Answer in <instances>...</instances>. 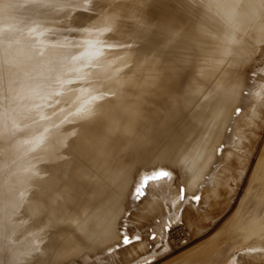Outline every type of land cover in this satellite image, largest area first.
<instances>
[{"label":"bare ground","instance_id":"obj_1","mask_svg":"<svg viewBox=\"0 0 264 264\" xmlns=\"http://www.w3.org/2000/svg\"><path fill=\"white\" fill-rule=\"evenodd\" d=\"M10 1L13 2L15 0ZM145 1L150 0H137L138 4L141 3L139 7L144 3L147 4ZM132 3L134 4V2ZM191 3H193V0H164L163 3L157 4V6L162 5V8L158 6L161 8L160 10H157L158 7L156 6H152L153 8L148 7V9L140 8L139 10L137 8L138 5L137 7H135L136 5H132L138 9L136 13H131L133 14L132 18L137 19L138 14H140L142 18L138 21H143L141 22L143 29H147L145 39L149 38L150 40L151 36L153 38V35L149 33L158 29L157 32L159 31L158 33H161V35L167 33L168 46L161 48L153 39L150 45L154 46L155 52L153 51L154 53L152 54L156 55L147 59L150 53L146 54L140 66L136 64L141 63V57L136 56L137 58L134 60L128 61L126 51H123L121 53L126 56V62H130L128 64L125 63L127 66L125 68H128L127 71H124V68H122L125 66L124 64L121 65L122 67H115L119 65L122 57L113 59L110 63H113L111 66L107 62L108 68L105 65L106 68L100 67V70H98V72L100 71L99 73L105 70L109 75L113 72L110 78H115L114 72L116 74L118 73L117 71H122L119 72L121 76H119V73L117 74L119 77L116 76L119 79L112 81L113 79L111 78L112 80L100 82L97 80L94 83H88L89 79L87 77L89 75L87 77L83 76V80H76L73 83H69V80L68 82L64 79L70 86L55 81L54 85L51 82L48 83V81L49 85L46 82L42 84L41 80L36 85V92L32 91L29 86L26 91L24 90L25 92L21 91L18 95L16 94L18 97H24L22 101L25 102L27 100V103L28 101L32 102L30 103L31 106L35 101L38 103L40 108L38 121H40L39 124H42V127H39L37 123L31 122L30 119L32 118L28 119L27 122L30 121L31 124H37L36 128L32 129L31 126H28L29 128L26 127L24 129L26 130V134L23 133L25 134L24 139H21L24 137L21 134L20 139L21 141L24 140L22 145L24 159L22 162L18 161L22 163L20 165L22 167H15L19 162L13 163V167L17 169L22 168L20 169L22 173H19L20 176L12 174L14 176L13 179L12 175H9L11 177V185L9 184L11 191L9 193V187L6 190L8 193H6L10 194L11 198L8 195L4 196L5 191L3 194L8 200L5 199L7 203L9 202L10 204L16 205L20 200H23L24 211L22 213V222L24 227H22L23 230L21 229V231H24L22 234L25 236L24 241L21 245L17 243L14 245L11 238L9 239L10 242L7 241V244H11L5 247L8 257L12 258L16 264H140L149 258L155 257L159 251L161 254L164 253L163 250L168 249L170 246L172 249L177 248L174 241L187 237V232L188 234L189 232L191 234L200 232L197 234L201 235L203 229H209L210 227L203 228V226L207 225V222L215 219L214 217L223 211L224 208L222 206L226 203L227 199L223 201L221 197L225 196V194L233 193L235 188L232 183L236 178L243 179L245 187H243L244 190L237 205L238 207H236L234 212L228 214L231 215L225 219L216 232H213L214 234L209 235L208 239H201V241H198L199 243L191 248L189 247L188 250L185 249L186 251H182V253L178 252L179 255L175 254L177 255L176 257L173 255L174 257L170 258L171 261L169 259L165 264H237L235 256L231 253L235 251L233 250L234 247L230 251L232 243L236 242H232L235 234L241 230L243 232L245 230V233L248 235H246V238H249L250 234L256 235V237L258 235V239L264 235V143L257 154L254 153L255 160L253 159V163L251 153L248 150L252 144L255 145V137L252 136L251 128L252 124L257 121L256 117L261 110L260 104L262 106L264 104V101H262L264 100V88L258 87L259 83L257 86L253 85L249 87L246 83L249 78L244 75L243 70L245 66H242L244 65L245 57L249 59V52L253 50V45L255 46V44L249 42V39L244 40V38L236 36L235 33L232 34L233 31L231 32L229 27L227 28L231 34H228L232 36L228 35L229 37L225 38V41H223L224 39H218L225 33L227 34L228 30L226 28H219L217 25H215L216 27L213 26L215 22L211 25L212 19L211 21H205L208 17L204 20L197 17L195 19L190 18L189 14L192 12L191 8L193 7ZM31 5L28 7H31ZM246 6L249 7L248 5ZM25 7L27 6L22 8L27 11L28 7L26 9ZM223 7L225 8V6ZM19 10L21 13L23 12L21 9ZM197 11L199 12L198 9ZM258 11L259 9L256 12L259 13ZM15 13L17 14L16 11ZM19 14L17 15L19 16ZM201 14L203 15V13ZM212 14L216 17L214 14L217 13L212 12ZM20 15L22 16V14ZM243 15L245 16V13ZM262 17L258 19L261 21ZM98 20L103 19L100 18ZM113 20L115 21V19ZM247 22L246 24H248ZM254 23L256 24V22ZM113 24L115 25L116 23L114 22ZM98 26L100 25L98 24ZM262 26L264 25L262 24ZM94 27L96 28V26ZM126 27L129 28L127 25ZM91 28L93 29V27ZM103 28H101V31ZM108 28L105 25V29L108 30ZM112 29L111 35L118 28H115L113 33ZM153 29L155 30L153 31ZM257 29H260V27ZM78 31L80 30L78 29ZM102 32L99 34H103ZM119 32L122 31L119 30ZM155 32L154 34H156ZM212 32L214 33L212 36L206 34H211ZM96 33L98 34L97 31ZM236 33L239 32L236 31ZM75 34L78 35L77 32ZM82 34L81 36H83ZM259 34L261 35V32ZM87 35H90L89 32ZM102 37L106 38L105 35ZM125 37L124 40L122 39L124 42ZM99 38L101 39V37ZM257 38L261 39L260 36ZM251 39L253 38L251 37ZM103 40L105 39L102 38ZM216 40H221L219 44L223 42L221 45L218 44L219 46L217 47L214 45L215 48L210 49L208 52L210 54L202 58L201 54L203 53H196L205 44L213 43ZM67 43L66 45H68ZM104 43L106 44V42ZM70 47L68 49H71ZM12 49H15V47ZM22 49L26 50H20V53L23 54L20 57L22 63H20V70L17 73L20 76L21 73L25 75L33 71L32 68H30L32 69L31 71L29 70V66L30 61H34V59H29L34 49L24 47ZM57 49L60 50V47ZM80 50L83 51L82 48ZM46 51L47 56L53 53L48 54L49 50L46 49ZM77 51L75 50V52ZM88 51L90 50L88 49ZM255 51L253 50L254 53ZM231 53L235 54L233 60H226L227 57L223 59V56L231 55ZM57 54L58 52L55 55ZM88 54L91 55V53ZM245 54L247 55L245 56ZM69 55L71 56L72 54L69 53ZM82 55L84 54L81 53L79 56L81 57ZM106 55L108 56V54ZM199 59L200 62L203 61L200 68L198 67L197 69L196 63L198 64ZM221 60H225L224 62L229 64L227 67H220L223 69L222 73L225 72V77L222 74L224 78L220 74L221 78L215 77L212 79V76H209L210 79L206 78L204 81L202 77L195 76V71L207 74L206 72L208 71L205 68L208 66H211L208 72L209 75L213 72L219 74V71H217L220 70L219 65L215 68L214 66L216 62H220ZM49 61L51 60L49 59ZM67 61L69 62L70 60ZM96 61L95 63H97ZM105 61H107V58ZM77 62L79 63V61ZM93 62L91 60V63ZM53 63L55 64L54 60ZM167 63L168 66H166ZM53 66L56 67V65ZM60 66H58L59 69ZM66 67L64 66V70ZM61 70L58 71L61 72ZM93 70H90V73ZM95 72L94 74L99 75L97 71ZM49 73L51 72L49 71L48 75ZM78 74L79 72L75 76H78ZM74 78L73 80L76 79ZM50 84H52L53 90L45 92L42 89L43 85H46L44 87H47V85L50 87ZM245 89L247 93L244 92ZM57 92L60 95H56ZM101 96L107 98L106 102L103 103V107H99ZM17 100L18 98L16 97ZM30 104L29 107H26L27 109L30 108ZM151 104H154L153 110H149ZM24 105L27 104L24 103L22 106L24 107ZM15 107L14 109H16ZM238 107H241V113L235 118V112ZM39 110H37V113ZM89 110L96 113L97 119L81 120L80 116ZM18 116L21 117L20 114ZM22 116L24 118H20V123H23V126L29 125L30 123H26L27 118L25 119V115L22 114ZM28 117H31V115ZM35 118L37 119V117ZM20 123L19 127H22ZM18 136L17 138L19 139ZM17 138L15 139L16 141L18 140ZM14 141H12L13 145L15 144L13 149L14 147L16 148V144L21 147L20 142L18 144ZM262 141L264 142L263 139ZM9 143L11 144V142ZM219 146L221 147L219 148ZM3 157L4 159L7 158V156ZM9 159L11 160V158ZM3 160L1 159L0 162ZM251 163L252 167H250ZM202 170H205L207 175L202 174ZM159 171H168L169 176L165 179L149 180L144 189L145 196H136L134 189L141 187L143 179L148 176H154ZM9 178L5 180H9ZM240 180L239 182H241ZM18 181L21 182V186H18ZM179 186H183L187 193V198L183 201L179 198ZM194 196H200V201L194 200ZM0 199L1 210L4 199ZM230 200L228 199V201ZM25 203H29L28 205H30L29 207L27 205L26 210ZM201 203H205L203 209L200 207ZM197 204L199 208L196 207ZM226 204L228 206L229 202ZM220 207L222 208L219 209ZM8 217V222L11 224L10 220L14 215L11 214ZM212 221L214 222V220ZM179 223H181V227L175 229V226ZM10 224L8 226H11ZM165 225L168 228L171 226L172 229L168 231L164 227ZM13 229L17 230L15 233L19 232L18 228L14 227ZM6 230L9 231L10 228ZM155 232H157V237L153 240L151 236ZM15 233L14 231L13 233L11 232L10 236L13 237L12 235L14 234V237H17ZM123 235H127L132 240V243L128 245L121 244L119 248H116L115 245L120 242ZM136 236H139L141 239L136 240ZM191 236L194 238L193 235ZM252 236L251 238H254ZM261 241L263 243V240ZM247 242L251 241H246L245 243ZM259 244L261 246V243ZM0 245H2V242ZM243 247L241 246V248ZM247 248L244 250L249 252ZM88 259L91 260L88 261Z\"/></svg>","mask_w":264,"mask_h":264},{"label":"rangeland","instance_id":"obj_2","mask_svg":"<svg viewBox=\"0 0 264 264\" xmlns=\"http://www.w3.org/2000/svg\"><path fill=\"white\" fill-rule=\"evenodd\" d=\"M10 0H7V2L9 3H7L6 2V0H0V36H3L4 37V40H5V43L8 45V48H9V51H11V52H13V53H17L18 51H19V53H20V50L21 51H24V50H26V49H22L23 47L24 48H27V49H30V47L29 46H31V49H34L35 47V49L34 50H38V51H40V50H42V51H40V52H43V53H45V56L43 57V56H41V57H38V58H36V59H34V61L33 60H31L30 61V66H29V70L31 71L32 69H33V71L32 72H30L29 74H23V73H21V76L20 75H17V83H16V85H14L13 87L15 88V94H17L18 95V93L20 92L21 93V91H23V92H25L28 88H29V86H30V88H31V90L32 91H35L36 92V85L42 80V84H44V82H46L47 83V81H48V83L49 82H51L52 84L54 83V81L55 82H58V83H62V84H64L65 83V85L67 84L68 85V83L65 81V80H69L68 82L69 83H73V82H76V80H78V81H80V80H83V76L85 77H87L88 75V83H94V82H96L97 80H99L98 82H100V81H106V80H110L111 78L113 79H111L112 81H114V80H116V79H119L118 77L119 76H121V73H119V72H122V71H117L118 73H119V76L117 75L118 73H116L115 74V72H114V76L116 75V76H118V77H116L115 76V78L114 77H111L110 78V76L111 75H113L112 73H111V75H109V74H107L106 72H105V70H103L102 71V69H101V71H102V73H99L98 72V70H100L99 68L100 67H103V68H108V64L111 66L112 64H110L111 63V61L113 60V59H116L117 57H122L121 59H120V63H119V65H116L115 67H119V66H121V65H126V64H128V63H130V62H126V56H124V55H122V53L121 52H123V51H125V50H120V49H115V50H113V51H110V53H109V49L105 46L106 44H114L116 41H119V42H124L123 40H124V37H125V44H127V45H130V47L129 48H131V49H129V48H127V50H126V55L128 56V61H132V60H134L135 58H137V57H141V59H140V64H136L137 66H140L142 63H143V59H144V57L146 56V54H149L150 56L147 58V59H150L151 57H153V56H155L154 54H152V53H154L155 52V48H154V46H152V45H150V42H151V40L153 41V39H154V41H156V44L158 45H160L161 46V48L163 47H167L168 46V35H167V33L166 34H164V35H161V33L159 34L158 32H157V30H155V29H153V31L156 33V34H154V32H152V33H149L150 35H153V38H152V36H151V39L149 40V38H146L145 39V36H147L146 35V33H147V29L145 30V29H143V26H142V23L141 22H143V21H138L140 18H142V16L140 15V14H138V18L137 19H133L132 17V15L134 14V13H136V10H138L137 8H139V10H140V8H142V9H148V7H150V8H153L154 6H156V7H158L157 6V4H161V3H163V1L164 0H157V2H155L156 0H150V1H145V2H147V4H143L144 5V7H143V5L141 6V7H139L140 6V4H138V2H137V0H100V2H101V4H102V7L100 8V9H98L97 10V12L96 13H91V14H89V15H91V19H89V20H87L86 21V23L85 22H83V24H82V26H78L77 25V23L76 22H73V20H67V21H64V20H62L61 18H60V16H58L55 12H51L50 10H47V9H41V8H38L37 6H36V4H35V0H15V1H13V2H9ZM119 1H120V3H119ZM128 1H131V2H129L128 3ZM136 1V2H135ZM203 1V2H202ZM212 1H213V3H212ZM256 1H257V3H256ZM259 0H252V2H250V0H249V2L247 3V4H244L242 7H240V8H236L235 7V5H233V4H231V3H224V2H221V1H219V0H208V1H206V0H201V2H202V4L203 5H205V6H201V8H197V7H194L193 6V3H191L192 4V12L189 14V16H190V18H199V19H202V20H204L206 17H208L207 18V20H205V21H208V20H210L211 21V19H212V21L210 22L211 23V25H212V23H214L213 24V26H215V25H217L219 28H226V30H228V28L227 27H229V30L232 32L233 31V33L232 34H236V36H240V37H242V38H244V40L245 39H249L250 41L249 42H251L252 44L254 43L255 44V46L253 45V50L255 51V53L253 52V50L251 51V52H249V59H247L245 56L248 54V52H246L247 54H245V59H244V65H242V66H245V69L243 70V73H244V75L246 76V77H248L249 78V80H247L246 81V83L249 85V87H251V86H257V84H258V87L260 86V88H264V33H262L263 31H264V26H262V24L264 25V8H262L261 7V5H260V1L258 2ZM126 2V3H125ZM132 2H134V4L132 3ZM153 2V3H152ZM206 2V3H205ZM208 2V3H207ZM217 2V3H216ZM5 3H7V4H5ZM24 3H27V4H24ZM107 3V4H106ZM116 3V4H115ZM124 5H123V4ZM150 3H152L151 5H149ZM165 3L167 4V2L165 1ZM256 5H255V4ZM24 4V5H23ZM29 4V5H28ZM33 5V7H32V5ZM113 4V5H112ZM156 4V5H155ZM222 4V5H221ZM227 4V5H226ZM31 5V7H28V6H30ZM130 5H131V9H130ZM132 5H136L135 7H137V5H138V7L137 8H135L134 6H132ZM146 5H148V6H146ZM164 5V4H163ZM207 5V6H206ZM215 5V6H214ZM218 5V6H217ZM219 5H221V6H219ZM231 5H233V6H231ZM246 5H248L249 7H247ZM24 6H27L28 7V9H26L27 7H25V9L27 10V11H25V10H23V8H24ZM153 6V7H152ZM167 6V5H166ZM223 6H225V8L223 7ZM228 8H227V7ZM23 7V8H22ZM126 7H127V9H126ZM159 7H161L162 8V5H160ZM158 7V8H159ZM213 7V8H212ZM218 7V8H217ZM17 8V9H16ZM119 8V9H118ZM123 8V9H122ZM125 8V9H124ZM134 8V9H133ZM157 8V10H160L161 8H159L158 9ZM196 8V9H195ZM224 9V10H221V9ZM246 8V10H247V12H248V14H246L247 12H246V10H244ZM252 8V9H251ZM16 9V10H15ZM19 9H21L23 12L21 13L20 12V10ZM128 9H130V10H128ZM194 9V10H193ZM197 9L199 10V12L197 11ZM201 9V10H200ZM208 9V10H207ZM210 9V10H209ZM219 11H223V12H219ZM230 9V10H229ZM233 9V10H232ZM241 9V10H240ZM250 9V10H249ZM257 9H259V13H257L256 11H257ZM262 9V10H261ZM19 10V11H18ZM131 10H133V11H131ZM196 10V11H195ZM253 10H255V11H253ZM13 11H14V16L15 17H17L18 15L17 14H19V12H20V14H22V16L19 14V19H18V17L15 19V17L13 16ZM15 11L17 12V14L15 13ZM202 11V12H201ZM213 13H217V14H214V15H216V17L215 16H213V14H212V12ZM217 11V12H216ZM27 12V13H26ZM119 12V13H118ZM129 12V13H128ZM133 12V14H131ZM219 12V13H218ZM238 12H240V13H238ZM253 12H255V13H253ZM25 15H24V14ZM104 13V14H103ZM201 13H203V15L201 14ZM245 13V16L243 15ZM251 13V14H250ZM126 14V15H125ZM200 14V15H199ZM211 14V15H210ZM221 14V15H220ZM226 14V15H225ZM241 14V15H240ZM6 15V16H5ZM62 15V14H61ZM74 15H75V13H74ZM122 15V16H121ZM208 15V16H207ZM236 15V16H235ZM238 15V16H237ZM21 16V17H20ZM108 16L110 17V19H106V18H108ZM135 16V15H134ZM141 16V17H140ZM199 16V17H198ZM221 16V17H220ZM225 16H227V17H225ZM232 16V17H231ZM250 18H249V17ZM263 16V17H262ZM202 17H204V18H202ZM211 17V18H210ZM236 17V18H235ZM243 17V18H242ZM262 17V19H261V21L259 20L260 18ZM103 19V20H98V19ZM115 19V21L113 20V19ZM232 18V19H231ZM247 18V19H246ZM259 18V19H258ZM21 19V20H20ZM94 21H93V20ZM218 21H217V20ZM227 19V20H226ZM12 20V21H11ZM106 20V21H105ZM108 20V21H107ZM125 20H127V21H125ZM223 20V21H222ZM231 20H233V21H231ZM237 20V21H236ZM244 20V21H243ZM251 20H253V21H251ZM105 21V22H104ZM111 21V22H110ZM118 21V22H117ZM124 23H123V22ZM226 21V22H225ZM236 21V22H235ZM246 21H248L247 23L248 24H246ZM72 22V23H71ZM90 22V23H89ZM95 22H96V24H95ZM101 22H103V23H101ZM116 23V24H118L117 26H116V24L114 25L113 23ZM133 22H135V23H133ZM140 22V23H139ZM242 22V23H241ZM253 22V23H252ZM254 22H256V24H257V26H256V24L254 23ZM100 25V26H98V24ZM109 23H112V24H109ZM128 23V24H127ZM133 23V24H132ZM225 23V24H224ZM228 23V24H227ZM259 23V24H258ZM261 23V24H260ZM93 24H95V25H93ZM108 24V25H107ZM124 26H123V25ZM132 24V25H131ZM219 24V25H218ZM222 24V25H221ZM235 24V25H234ZM240 24V25H239ZM252 24V25H251ZM88 25V26H87ZM103 25V26H102ZM105 25H106V28L107 27H109V28H113L112 29V33L114 32V29L115 28H118L117 29V31L115 30V32L116 33H118V34H116L115 32V34L113 33L112 35H111V33L107 30V29H105ZM126 25L127 26H129V28L128 27H126ZM247 25V26H246ZM255 27H254V26ZM76 27V29H75V27ZM94 26H96V28L94 27ZM98 26V27H97ZM111 26H113V27H111ZM115 26V27H114ZM118 26H120V27H118ZM223 26V27H222ZM78 27H80V28H78ZM91 27H93V29L91 28ZM102 27H104L103 29H102V31H104V32H102L101 31V28ZM123 27H124V30H123ZM134 27V28H133ZM216 27V26H215ZM238 27V28H237ZM260 27V29H257V28H259ZM5 28V29H4ZM8 28V29H7ZM85 28V29H84ZM88 28H90V29H88ZM108 28V29H109ZM120 28V29H119ZM138 28V29H137ZM142 28V29H141ZM232 30H231V29ZM263 28V29H262ZM73 29H74V31H73ZM78 29L81 31H78ZM97 29V30H96ZM131 29V30H130ZM237 29V30H236ZM239 29V30H238ZM246 31H245V30ZM87 30V31H86ZM90 30V31H89ZM119 30L120 31H124L123 33L122 32H119ZM145 30V31H144ZM227 31V34L225 33L224 35H222V36H220L218 39H224L223 41H225V38L227 39V37H229V36H232V35H230L231 34V32L230 31ZM244 30V31H243ZM250 30H251V32H250ZM5 31V32H4ZM7 31V32H6ZM29 31V32H28ZM33 32V34H32V32ZM96 31L98 32V34L96 33ZM105 31H107L106 33H105ZM139 31V32H138ZM142 31V32H141ZM236 31L237 32H239V33H236ZM255 33H254V32ZM258 31V32H257ZM28 32V33H27ZM45 32V33H44ZM61 32V33H60ZM78 33V35H76L75 33ZM89 32V34L90 35H87V33ZM91 32H92V34H91ZM103 33V34H99V33ZM134 34H133V33ZM261 32V35L259 34ZM82 33H84V34H82ZM119 33H120V35L122 36H120L119 35ZM125 33H128V34H125ZM136 33V34H135ZM139 33V34H138ZM145 33V34H144ZM158 33V34H157ZM228 33H230V34H228ZM258 33V34H257ZM52 34V35H51ZM81 34L84 36H81ZM207 35H214V33L212 32L211 34H209V33H206ZM251 34V35H250ZM58 35V36H57ZM66 35H67V37H66ZM70 35V36H69ZM74 35H75V37H74ZM97 35V36H96ZM106 36V38L105 37H102V36ZM118 35V36H117ZM125 35V36H124ZM229 35V36H228ZM247 35H249V36H247ZM13 36V37H12ZM21 36V37H20ZM27 36V37H26ZM53 36V37H52ZM80 38H79V37ZM86 36V37H85ZM94 36V37H93ZM96 36V37H95ZM110 36H114V40L115 39H120V40H109L108 39V37H110ZM139 36V37H138ZM226 36V37H225ZM261 37V39L260 38H257V37ZM9 39H8V38ZM29 37V38H28ZM38 37V38H37ZM46 37V38H45ZM60 37H62L61 39H63V40H61L60 39ZM65 37V38H64ZM69 37H71V38H69ZM78 37V38H77ZM83 37V38H82ZM99 37H101V39L99 38ZM117 37V38H116ZM128 37V38H127ZM129 37H131V38H129ZM214 37V36H213ZM222 37H224V38H222ZM239 37V38H240ZM251 37L253 38V39H251ZM6 38V39H5ZM22 38V39H21ZM31 38H33V39H31ZM74 38V39H73ZM75 38H76V40H75ZM82 38V39H81ZM87 38V39H86ZM89 38V39H88ZM102 38L103 39H105V40H103L102 41ZM127 38V39H126ZM136 38V39H135ZM59 39V40H58ZM68 39V40H67ZM96 39V40H95ZM123 39V40H122ZM139 39H141V40H139ZM255 39H256V41H255ZM258 39V40H257ZM260 39V40H259ZM12 40V41H11ZM35 41V43L33 44L32 43V41ZM65 40V41H64ZM82 40H84V41H82ZM92 40V41H91ZM122 40V41H121ZM131 40V41H130ZM138 40V41H137ZM221 40H216V41H214V42H216L217 43V45H216V43H207V45L205 44L203 47H201V48H199V49H201L199 52L198 51H196V53L197 54H200V53H203V54H201L202 56V58L203 57H205L206 55H208V54H210V53H208L209 51H210V49H212V48H215V46L217 47V46H219V45H221L222 44V42H221V44H219V42L221 41ZM261 40H262V42H261ZM37 41V42H36ZM53 41V42H52ZM55 41H58V42H55ZM61 41V42H60ZM68 43H67V42ZM72 41V42H71ZM75 42V44H74V42ZM96 41V42H95ZM100 41V42H99ZM147 41V42H146ZM258 41H260L259 42V44H258ZM50 42H52V43H50ZM64 42V43H63ZM84 42V43H83ZM86 42V43H85ZM97 42H98V45H97ZM104 42H106V44L104 43ZM112 42V43H111ZM134 42H136V43H134ZM248 42V41H247ZM37 43V44H36ZM45 43H46V45H45ZM66 43L68 44V45H66ZM69 43H71L70 45H69ZM73 43V44H72ZM104 43V44H103ZM130 43V44H129ZM134 43V44H133ZM141 45H140V44ZM26 44V45H25ZM36 44V45H35ZM55 44H57V45H55ZM76 44H78V45H76ZM84 44V45H83ZM92 44V45H91ZM96 44V45H95ZM100 44V45H99ZM133 46H132V45ZM219 44V45H218ZM262 44V45H261ZM16 45V46H15ZM35 45V46H34ZM41 45V46H40ZM60 45V46H59ZM83 45V46H82ZM85 45H88V46H85ZM135 45V46H134ZM139 45V47H137V46ZM215 45V46H214ZM247 45V44H246ZM13 46V47H12ZM27 46V47H26ZM38 46V47H37ZM45 46V47H44ZM65 46V47H64ZM67 46V47H66ZM71 46V47H70ZM82 46V47H81ZM93 46V47H92ZM96 48H95V47ZM98 46H101V47H98ZM260 46H261V48H260ZM15 47V49H12V48H14ZM18 47V48H17ZM40 47H42V48H40ZM51 47V48H50ZM53 47V48H52ZM60 47V50L59 49H57V48H59ZM71 48V49H68V48ZM72 47H73V49H72ZM88 47V48H87ZM133 47V48H132ZM256 49H255V48ZM263 47V48H262ZM18 50H17V49ZM38 48H40V49H38ZM47 50H49L48 51V54H50L51 52H55L54 54L53 53H51L50 55H48L47 56V51H46V49ZM49 48V49H48ZM55 48V49H54ZM63 48V49H62ZM66 48V49H65ZM74 48H76V49H74ZM79 48V49H78ZM80 48H82V50L84 51V53H83V51H81L80 50ZM87 48V49H86ZM92 48V49H91ZM95 50H94V49ZM100 48V49H99ZM104 48V49H103ZM11 49V50H10ZM53 49V50H52ZM88 49L90 50V51H88ZM99 49V50H98ZM204 49V50H203ZM17 50V51H16ZM46 51V52H44V51ZM59 50V51H58ZM71 50V51H70ZM75 50L77 51V50H79V51H81L80 53H79V51H77V52H75ZM94 52H93V51ZM98 50V51H97ZM117 50V51H116ZM132 50V51H131ZM28 51V50H27ZM61 51V52H60ZM73 51V52H72ZM92 51V52H91ZM95 51H96V54H95ZM107 51V52H106ZM144 51H146V52H144ZM154 51V52H153ZM58 52V54L57 55H55L56 53ZM64 52V53H63ZM87 52V53H86ZM98 52H99V57L100 58H105V59H100L99 57H98ZM105 53V55H104V53ZM118 52V53H117ZM132 52V53H131ZM136 52V53H135ZM139 52V53H138ZM69 53L70 54H72L71 56H73L72 58H71V56L69 55ZM76 53V54H75ZM79 53V54H78ZM81 53L82 54H84V55H82L81 57L79 56V55H81ZM88 53H91V55L90 54H88ZM193 53H195V52H193ZM205 53V54H204ZM207 53V54H206ZM260 53V54H259ZM60 54V55H59ZM64 54V55H63ZM67 56H66V55ZM93 54H95V55H93ZM106 54H108V56L106 55ZM113 54H114V56H113ZM130 54V55H129ZM134 54H135V56H134ZM250 54H251V56H250ZM257 56H256V55ZM51 55H52V57H51ZM60 56V58H59V56ZM86 55H90L89 57L88 56H86ZM97 55V56H96ZM235 54H233V53H231V55H227V56H223V59L225 58V57H227L226 58V60H233V58H235V56H234ZM64 56H66V57H69V58H66V57H64ZM77 57V59H76V57ZM78 56H79V58H78ZM133 56V57H132ZM137 56V57H136ZM198 56V55H197ZM229 56V57H228ZM252 56H254V57H252ZM260 56V57H259ZM53 57H55V58H53ZM93 58V59H88V58ZM94 57H95V59H94ZM130 57V58H129ZM132 57V58H131ZM257 57V58H256ZM41 58H44V59H41ZM52 58V59H51ZM59 60H58V59ZM85 58H87L86 60H87V62H86V60H85ZM106 58H107V61H105L106 60ZM111 58V59H110ZM201 58V59H202ZM260 58V59H259ZM49 59L51 60V61H49ZM98 59V60H97ZM125 59V60H124ZM252 59V60H251ZM260 61H259V60ZM42 60V61H41ZM43 60H44V63H43ZM53 60L55 61V64L53 63ZM67 60H70L69 62L67 61ZM72 60H73V62H72ZM91 60H92V62L93 63H91ZM97 60V61H96ZM102 60V61H101ZM104 60V61H103ZM153 60V59H152ZM249 60V61H248ZM262 60V61H261ZM62 61H64V62H62ZM77 61H79V63L77 62ZM85 61V62H84ZM95 61L97 62V63H100V64H97V63H95ZM99 61V62H98ZM203 61V60H202ZM201 61V62H202ZM225 61V60H224ZM223 60H221L220 62H221V65H220V62H216V65L214 66V68L217 66V65H219L218 67L220 68H224L225 66L227 67L229 64H227V63H225ZM34 62H36V63H34ZM58 62H60V63H58ZM65 62H66V64H65ZM71 62V63H70ZM104 62V63H103ZM107 62H108V64H107ZM199 62H200V59H199ZM198 62V64L196 63V67H197V69H198V67L200 68V65L202 64L201 62L199 63ZM33 63V64H32ZM40 63H41V65H40ZM69 63H70V65H69ZM81 63V64H80ZM83 63H84V66H83ZM86 63V64H85ZM126 63V64H125ZM259 63V64H258ZM34 64H36L35 66H34ZM49 64H51V65H49ZM56 65V67L55 66H53V65ZM73 64V65H72ZM88 64V65H87ZM94 64H96V65H94ZM61 65V66H60ZM105 65H106V67H105ZM254 65H256V66H253ZM32 66V67H31ZM44 66H46V67H44ZM58 66H60V69H62L61 70V72L60 71H58V70H60L59 69V67ZM64 66L66 67L65 68V70H64ZM74 66V67H73ZM166 66H168V63H167V65ZM224 66V67H223ZM39 67H40V69H39ZM53 67V68H52ZM63 67V68H62ZM73 67V68H72ZM95 67H98V68H95ZM122 67V66H121ZM125 67H127V66H123L122 68H124V71H127L128 70V68H125ZM30 68H32V69H30ZM52 68V69H51ZM67 68H68V70H67ZM76 68V69H75ZM86 68V69H85ZM95 68V70H93ZM122 68H120V69H122ZM220 68V70H217V71H219V74H217V72L215 73V72H213L211 75H209V69H211V66H208V67H206L205 69L208 71V72H206L207 74H205V72L203 73V74H201V73H197L196 71H195V76H199V77H202L203 79H204V81H205V79L207 78V79H210L209 78V76L211 77L212 76V79H214L215 77H220L221 78V76H220V74L222 75H224V77H225V72L224 73H222V70L223 69H221ZM254 68V69H253ZM97 69V70H96ZM261 69V70H260ZM44 70V71H43ZM48 70V71H47ZM54 70V71H53ZM57 72H56V71ZM79 70V71H78ZM82 70H84V71H82ZM88 70V71H87ZM90 70H93L92 71V73H90L91 71ZM36 71H38V72H36ZM51 72V73H49V75H48V72ZM95 71H97V74H99V75H96V74H94V73H96ZM106 71H108L107 69H106ZM248 71V72H247ZM39 72H41V73H39ZM56 72V73H55ZM59 72V73H58ZM74 72V73H73ZM77 72H79V74H78V76H75V74L77 73ZM82 72V74H80ZM90 74H89V73ZM221 72V73H220ZM43 73V74H42ZM63 73V74H62ZM36 74H38V75H36ZM40 74H42V75H40ZM51 74V75H50ZM215 74V75H214ZM27 75V76H26ZM56 75V76H55ZM91 75V76H90ZM223 75H222V78H224L223 77ZM249 75V76H248ZM20 76V77H19ZM34 76V77H33ZM45 76V77H44ZM53 76V77H52ZM62 76V77H61ZM80 76V77H79ZM205 76V77H204ZM263 76V77H262ZM23 77V78H22ZM76 79H75V78ZM79 77V78H78ZM102 77V78H101ZM262 77V78H261ZM35 78V79H34ZM44 78V79H43ZM73 78L75 79V80H73ZM109 78V79H108ZM194 78V77H193ZM250 78H251V80H250ZM255 78V79H254ZM22 79V80H21ZM27 79V80H26ZM32 79V80H31ZM39 79V80H38ZM54 79V80H53ZM64 81H63V80ZM226 80H227V78H225ZM34 80V81H33ZM36 80H38V81H36ZM44 80V81H43ZM57 80V81H56ZM59 80H60V82H59ZM222 80V79H221ZM19 81V82H18ZM20 81H22V82H20ZM62 81V82H61ZM72 81V82H71ZM209 81V80H208ZM258 81H260V82H258ZM35 82H37V83H35ZM20 83H22V85H20ZM35 83V84H34ZM47 83V84H48ZM261 83V84H260ZM19 84V85H18ZM52 84H50L51 86L49 87L48 85H47V87H44V86H46V85H43V87H42V89L43 90H45V92L47 91L48 92V90H53L52 89ZM56 84V83H55ZM18 85V86H17ZM34 85V86H33ZM54 85V84H53ZM19 86H21V87H19ZM33 86V87H32ZM68 86H70V85H68ZM147 86V85H146ZM49 87V88H48ZM26 88V89H25ZM45 88V89H44ZM51 88V89H50ZM17 89V90H16ZM19 89V90H18ZM25 90V91H24ZM44 92V93H45ZM244 92L245 93H247V90L245 89L244 90ZM253 95H255V93H253ZM17 98H18V100L20 101H16V103L14 104V105H12L11 107L12 108H14L15 107V105H17L18 103V105H17V107H15L16 109H15V114H20L21 115V117L22 118H24L23 116H22V114L23 115H25V117L28 115V116H30L31 115V117H37V119H36V121L38 122L37 124H38V126L40 127H42V124L40 123L39 124V122L40 121H38L39 120V116H40V108H39V106H38V103L35 101V102H33V104H32V106H31V104L30 103H32V102H30V101H28V103L30 104V108H26V107H29V104L26 102L27 100H25V102L24 101H22V98H24V97H18V96H16ZM20 98V99H19ZM24 100V99H23ZM262 101H264V100H262ZM262 101H261V103H262ZM26 103L27 105H24V107L22 106L24 103ZM21 103V104H20ZM23 103V104H22ZM14 106V107H13ZM22 106V107H21ZM38 106V107H37ZM260 109L262 110H260V109H258V110H260L259 111V114L257 115V117H256V122L255 123H253L252 124V130H251V133H252V136L253 137H255V139H254V144L255 145H251L250 147H249V151H250V153H251V157H252V163L254 162V160H255V154H257V152H258V150L261 148V146L263 145V141H262V139L264 140V104H263V106H262V104H260ZM263 107V108H262ZM26 108V109H25ZM146 108V107H145ZM153 108H154V104H151L150 105V107H149V110H153ZM156 109V108H155ZM237 109H240V111L239 112H235L234 114L236 115V117L235 118H237L238 116H239V114L241 113V107H238ZM236 109V110H237ZM37 110H39L38 111V113H37ZM34 111V112H33ZM25 112H26V114H25ZM28 113V114H27ZM18 114V115H19ZM234 115V116H235ZM238 115V116H237ZM27 116V117H28ZM259 116V117H258ZM21 117H19V118H21ZM21 118V119H22ZM21 119H20V122H21ZM26 119V118H25ZM28 119H30V118H27V120H26V123H30L31 124V122L33 121L32 119H30L31 120V122L29 121V122H27L28 121ZM19 122V123H20ZM24 125L23 126V123H20V125H22V127H23V129H25L26 127H28V126H31V128L32 129H34V128H36V125L37 124H31V125ZM34 125V126H33ZM37 126V127H38ZM21 127V126H20ZM21 127V128H22ZM29 128V127H28ZM25 131L26 130H24V133H25ZM21 134H22V136H24L25 134H23V133H18L17 134V136L18 135H20V136H18L19 137V139L21 138ZM17 138V137H16ZM15 138V139H16ZM25 138V136L23 137V138H21V139H24ZM15 139H13V140H11V141H0V155L1 154H3V155H1L0 156V160L2 159H4V157L2 158V156H7V158L9 157V158H11V160L8 158H5L3 161H6V162H3V161H1L0 162V169L2 170H0V198H2V199H4V201L2 202V209L0 210V243L2 242V245H0V264H16L15 262H14V260L12 259V258H9L8 257V254H7V251H6V246L7 245H10L11 243H9V244H7L8 242H10V240L9 239H11L12 238V243H14V245H15V243H17V244H22L23 243V241H24V238H25V236H23L22 234L24 233V231L22 232L21 231V229L23 230V228L22 227H24V225H23V222H22V213H23V200H20L16 205L15 204H10L9 202L7 203V199H6V197H4V196H7L8 195V197H10L9 195L10 194H7L8 192L6 191V190H8V188L10 187V185H11V182H10V180H11V175L13 174V173H15V175H17V176H20V174L22 173L21 171L22 170H20V169H22V168H15V167H22V166H20V165H22V161H23V159H24V152H23V147H22V145H23V142H24V140L23 141H21V139H20V141H19V139L16 141ZM15 140V141H14ZM12 141H14L15 143H18V144H20L21 143V147H22V149H21V147H20V145H17L16 144V148L14 147V149H13V146L15 145H13V143H12ZM9 142H11V144L9 143ZM20 142V143H19ZM9 143V144H8ZM261 144V145H260ZM10 145H12V147H10ZM19 146V147H18ZM222 146V145H221ZM221 146H219V148L221 147ZM224 146V145H223ZM12 149V150H14L13 152H12V150L10 149V148ZM258 147V148H257ZM2 148V149H1ZM215 148V147H214ZM3 150V151H2ZM19 150V151H18ZM5 151V152H4ZM22 152V153H21ZM9 153V154H8ZM19 153V154H18ZM255 153V154H254ZM5 154H7V155H5ZM12 154V155H11ZM22 154V155H21ZM22 156V157H21ZM21 158V159H20ZM254 159V160H253ZM15 160V161H14ZM21 161V162H19V161ZM18 163L17 164V166L15 165V167H13L14 166V164L15 163ZM14 163V164H13ZM252 163L250 164V167H252ZM5 164V165H4ZM10 164V165H9ZM11 169V171H12V169H13V171L11 172L10 171V169ZM5 168V169H4ZM9 169V170H8ZM203 171V173L202 174H204V175H207L206 173H205V170H202ZM4 172V173H3ZM5 172H6V174H5ZM17 172V173H16ZM3 173V174H2ZM20 173V174H19ZM11 174V175H10ZM19 174V175H18ZM10 175V176H9ZM3 176V177H2ZM6 176H8V177H6ZM10 177V178H9ZM9 178V180H5V179H8ZM14 178V176L12 175V179ZM4 179V180H3ZM19 179H20V177H19ZM239 180H240V178L238 179V178H236L235 179V181L232 183V185H233V187L235 188V190H233V193L231 192V193H229V194H225V196L223 195L221 198H223L222 200L223 201H225L226 199H227V201H226V203H228L229 202V204H228V206H227V204L225 205H223L222 207L224 208L223 209V211L224 210H226L227 208V210L226 211H221L220 212V214L219 215H217V216H215L214 218L215 219H212V220H214V222L211 220L210 222H207L206 224L207 225H204L203 226V228H209V229H203V231L201 232V235L200 234H197V233H200V232H195V233H190L189 232V234H190V236H189V234H188V232L186 233L187 234V237H184V238H182L181 240H175L174 242H175V244L177 245V248H174V249H172L171 248V246L168 248V249H162L163 251H164V253H157V257L155 256V257H153V258H149V259H147V260H145V261H143V262H141L140 264H165V263H167V261L171 258V257H176L177 255H175V254H178V252H180V253H182V251H186L185 249H189V247L191 248L192 246H194V245H196L197 243H199L198 241L200 240L201 241V239L202 240H206V238L208 239L212 234H214L213 232H216V230H218V228L220 227V225L225 221V219H227L228 218V216H230L233 212H234V210L236 209V207H238L237 205L239 204V201H240V198H241V195H242V193H243V190H244V188L243 187H245L244 185V183H243V179L242 180H240L241 182H239ZM246 181V180H245ZM9 182V183H8ZM7 184V185H6ZM10 184V185H9ZM18 186H21V182H19L18 181ZM2 185V186H1ZM240 185V186H239ZM18 186H17V188H18ZM4 191H5V195L3 196V194H4ZM10 191H11V187H10V190H9V193H10ZM7 192V193H6ZM232 194V195H231ZM234 194V195H233ZM229 195V196H228ZM2 196V197H1ZM231 196V197H230ZM235 196V197H234ZM4 197V198H3ZM191 197V196H190ZM226 197V198H225ZM228 197V198H227ZM230 197V198H229ZM233 197V198H232ZM11 198V197H10ZM232 198V199H231ZM7 201H6V200ZM9 199V198H8ZM228 199L230 200V201H228ZM234 199V200H233ZM1 200V199H0ZM233 200V201H232ZM1 202V201H0ZM29 204V203H28ZM27 203H25V210H26V207H27V205H28ZM234 204H235V206H234ZM34 205V204H33ZM207 205V204H206ZM233 205V206H232ZM30 205H28V207H29ZM203 206V207H202ZM226 206H227V208H226ZM196 207H198L199 208V205L197 204V206ZM202 209L205 207V203L203 204V203H201V206H200ZM222 207H220L219 209H221ZM233 207V208H232ZM231 212V214L230 215H228L229 213ZM11 214H13L14 215V217L13 218H11V220H10V222H11V224L8 222V219H9V217L8 216H10ZM4 216V217H3ZM220 216V217H219ZM18 217V219H16ZM216 217H219V218H216ZM4 218V219H3ZM217 219V220H216ZM221 219V220H220ZM216 220V221H215ZM24 221V220H23ZM4 222V223H3ZM3 224H4V226H3ZM8 224H10L11 226H8ZM180 224L181 223H179L178 225H176L175 226V229H177L178 227H181L180 226ZM210 226H209V225ZM13 225V226H12ZM219 225V226H218ZM206 226V227H205ZM216 226V227H215ZM14 227H16V228H18L19 229V232L18 233H15V231H17V230H14L13 228ZM9 229L10 228V230L8 231V230H6V229ZM11 228H12V231H11ZM185 228V227H184ZM215 230H214V229ZM3 229H5V230H3ZM172 229V227L170 226V228H168L167 227V230L168 231H170ZM211 229V230H210ZM13 233V231H14V233L17 235V237L15 238L14 237V234L12 235L13 237H11L10 236V233L11 232ZM21 231V232H20ZM204 232V233H203ZM157 232H155V234L153 233L152 235H155V237H157V234H156ZM207 235H206V234ZM242 233V234H241ZM197 234V235H196ZM191 235H193V237L194 238H192V236ZM195 235V236H194ZM204 235V236H203ZM210 235V236H209ZM246 233H245V230H244V232L241 230L240 232H238L237 234H235V236H234V238H233V240H232V242L233 241H236V242H233L232 243V247H231V250L230 251H232V248H233V250H235L234 252H231L234 256H235V258H236V263L237 264H264V235L263 236H260V239H258L259 238V236L257 235V237H256V235H253V234H250V237L248 238H246ZM253 235V236H252ZM239 236H241V237H239ZM248 236V235H247ZM251 236L252 237H254V238H251ZM6 237H7V239H6ZM8 237H10V238H8ZM5 238V239H4ZM23 238V239H22ZM27 238V237H26ZM200 238V239H199ZM205 238V239H204ZM263 238V239H262ZM2 239H3V241H2ZM19 241H17V240ZM184 239V240H183ZM236 239V240H235ZM240 239V240H239ZM248 239V240H247ZM249 239H253V240H249ZM257 239V240H256ZM30 240V239H29ZM28 240V241H29ZM261 240H263V243H262V241ZM8 241V242H7ZM13 241H15V242H13ZM238 241V242H237ZM242 241V242H241ZM246 241H251V242H247V243H245ZM254 241V242H253ZM21 242V243H20ZM195 242V243H194ZM243 242H244V244H243ZM255 242H256V244H255ZM239 243H240V245H239ZM242 243V244H241ZM252 243V244H251ZM259 243H261V246H260V244ZM237 246H235V245ZM250 244V245H249ZM254 244V245H253ZM259 244V245H258ZM191 245V246H190ZM248 245V246H247ZM241 246L243 247H245V248H247V247H249V248H247L248 250H249V252L248 251H245L243 248H241ZM256 246V247H255ZM257 246H259V247H257ZM240 248V249H239ZM237 249V250H236ZM179 250V251H178ZM241 250V251H240ZM244 250V251H243ZM163 251H161V252H163ZM171 253H170V252ZM176 252V253H175ZM243 252V253H242ZM259 252V253H258ZM174 253V254H173ZM255 253V254H254ZM161 254V255H160ZM174 255V256H173ZM179 255V254H178ZM164 259V260H163ZM89 260H91V259H88V261ZM238 260V261H237ZM170 261H171V259H170ZM149 262V263H148Z\"/></svg>","mask_w":264,"mask_h":264},{"label":"snow or ice","instance_id":"obj_3","mask_svg":"<svg viewBox=\"0 0 264 264\" xmlns=\"http://www.w3.org/2000/svg\"><path fill=\"white\" fill-rule=\"evenodd\" d=\"M221 2L231 3L235 5L236 8H240L248 3L249 0H221ZM260 3L261 7L264 8V0H260ZM35 4L38 8L55 12L64 21L73 20L78 26H82L83 22L91 19L92 17L89 14L96 13L97 10L102 7L100 0H35ZM193 6L197 8L201 7V0H193ZM106 19H110V17ZM108 31L111 32V28H109ZM108 39H114V37H108ZM32 43L34 44L35 41H32ZM105 46L110 51L115 49L126 51L127 48L130 47V45L119 41H116L114 44H106ZM21 55L23 54L9 51L4 37L0 36V141H11L17 137L18 133H24V129L19 127L20 118L18 114H15V109L11 107L16 103L15 88L13 86L17 83V73L20 70L19 65L22 63L20 59ZM43 55V52L32 50V55L29 59H36ZM56 95H60V93L57 92ZM106 99L105 96L100 97L99 107H103V103L106 102ZM236 111L239 112L240 109ZM25 118H32L34 123H38L34 117ZM80 119L93 120L97 119V117L95 112L89 110L84 115L80 116ZM77 127H79V125H77ZM13 175H15V173H13ZM168 176V171H159L154 176L145 177L141 182V187L134 189V194L138 197H144V189L149 180L165 179ZM178 191L181 201L187 198V193L183 186H179ZM193 199L200 201L201 197L194 196ZM164 227L167 228V225ZM135 239L140 240L141 238L136 236ZM151 239L154 240L155 235H152ZM130 243H132V240L127 235H123L120 242H118L115 247L119 248L121 244L128 245Z\"/></svg>","mask_w":264,"mask_h":264}]
</instances>
